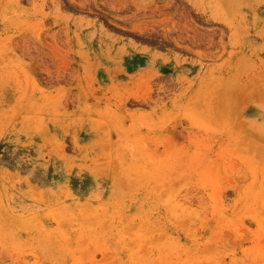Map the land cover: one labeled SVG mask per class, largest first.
<instances>
[{
    "label": "rangeland",
    "instance_id": "obj_1",
    "mask_svg": "<svg viewBox=\"0 0 264 264\" xmlns=\"http://www.w3.org/2000/svg\"><path fill=\"white\" fill-rule=\"evenodd\" d=\"M0 264H264V0H0Z\"/></svg>",
    "mask_w": 264,
    "mask_h": 264
}]
</instances>
